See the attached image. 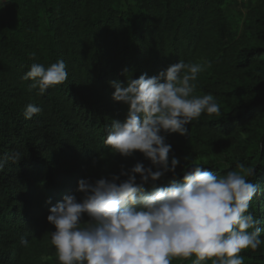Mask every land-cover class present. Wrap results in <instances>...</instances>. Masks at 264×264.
I'll use <instances>...</instances> for the list:
<instances>
[{
	"label": "trees",
	"instance_id": "trees-1",
	"mask_svg": "<svg viewBox=\"0 0 264 264\" xmlns=\"http://www.w3.org/2000/svg\"><path fill=\"white\" fill-rule=\"evenodd\" d=\"M57 60L67 80L44 95L29 91L32 81L21 78L30 66ZM179 60L211 61L196 94H213L221 116L202 114L186 125L189 136L161 133L180 163L157 186L181 181L193 163L217 176L253 166L261 193L249 211L264 228V0H0V158L22 155L0 171V264H59L50 207L67 195L81 199L80 179L151 166L140 152L123 157L103 143L128 111L110 81L126 86L124 69L153 76ZM28 103L42 109L31 119ZM241 255L244 264H264V243Z\"/></svg>",
	"mask_w": 264,
	"mask_h": 264
},
{
	"label": "clouds",
	"instance_id": "clouds-1",
	"mask_svg": "<svg viewBox=\"0 0 264 264\" xmlns=\"http://www.w3.org/2000/svg\"><path fill=\"white\" fill-rule=\"evenodd\" d=\"M211 67L208 60H179L153 76L133 78L124 69L126 86L110 81L113 100L128 111L124 121L106 126L103 143L123 157L140 152L151 166L137 162L110 178L80 179L81 199L67 195L50 207L47 221L55 228L50 242L59 264H171L173 258L192 257V264H244L241 252L256 251L264 243L261 221L249 211L261 193L250 179L255 167L238 163L235 170L217 176L193 163L181 181L157 186L166 174L175 176L180 163L175 156L169 159L171 145L161 133L189 136L186 125L202 114L221 116L213 94H196L198 77ZM67 78L65 62L57 60L48 67L33 63L21 79L32 81L29 91L44 95ZM41 111L28 103L24 117L31 119ZM21 159L19 151L6 153L0 171L9 161ZM21 244L27 246L28 241L22 239Z\"/></svg>",
	"mask_w": 264,
	"mask_h": 264
}]
</instances>
